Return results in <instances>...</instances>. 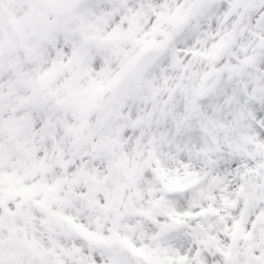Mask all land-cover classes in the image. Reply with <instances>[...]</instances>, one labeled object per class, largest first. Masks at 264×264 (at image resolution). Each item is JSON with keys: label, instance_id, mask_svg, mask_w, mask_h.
Listing matches in <instances>:
<instances>
[{"label": "snow or ice", "instance_id": "obj_1", "mask_svg": "<svg viewBox=\"0 0 264 264\" xmlns=\"http://www.w3.org/2000/svg\"><path fill=\"white\" fill-rule=\"evenodd\" d=\"M0 264H264V0H0Z\"/></svg>", "mask_w": 264, "mask_h": 264}]
</instances>
